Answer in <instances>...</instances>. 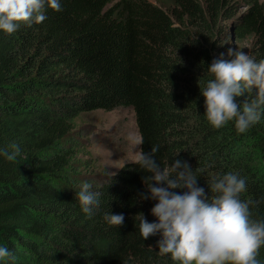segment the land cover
Masks as SVG:
<instances>
[{"label": "trees", "instance_id": "obj_1", "mask_svg": "<svg viewBox=\"0 0 264 264\" xmlns=\"http://www.w3.org/2000/svg\"><path fill=\"white\" fill-rule=\"evenodd\" d=\"M171 1L164 11L143 0H60V12L45 3L40 24L0 30V149H21L15 161L0 155V246L11 253L0 264H180L159 252L160 234L141 235L138 214L155 222L157 201L138 200L149 173L136 161L115 176L79 179L72 169L73 122L97 110L131 109L139 147H158L162 169L187 161L210 197L215 177L245 178L240 198L260 201L250 219L264 221V106L260 121L239 133L234 120L212 126L201 95L211 61L234 58L230 47L246 45L264 60V4ZM83 182L100 193L91 218L77 198ZM110 212L122 213L125 226H110ZM256 258L264 264V245Z\"/></svg>", "mask_w": 264, "mask_h": 264}, {"label": "clouds", "instance_id": "obj_2", "mask_svg": "<svg viewBox=\"0 0 264 264\" xmlns=\"http://www.w3.org/2000/svg\"><path fill=\"white\" fill-rule=\"evenodd\" d=\"M45 3L56 12L63 10L60 0H0V30L12 34L22 23L29 27L42 23L47 19ZM227 55L234 58L226 60L221 53L208 66L213 79L201 94L205 115L215 128L234 120L238 132L245 133L261 119L264 60L256 62L245 51L231 47ZM249 92H255L251 100L247 98L238 104L234 99ZM136 144L135 163L149 173L142 177L147 187L138 200L157 201L151 209L155 222L150 223L143 213L138 214L144 240L160 234L159 252L171 254L180 264H260L256 257L264 245V221L250 219V207L260 201L245 202L240 198L246 190L245 178L231 172L215 177L210 188L216 195L210 197L209 187L206 192L198 185L199 170L187 161L176 158L168 169H162L154 159L158 147L146 153L139 147L140 141ZM20 152L16 142L0 149V155L8 161H15ZM91 189L92 184L83 182L77 193L81 210L88 218L100 204V193ZM104 219L110 226H125L122 213H106ZM10 256L9 249L0 246V259Z\"/></svg>", "mask_w": 264, "mask_h": 264}, {"label": "rangeland", "instance_id": "obj_3", "mask_svg": "<svg viewBox=\"0 0 264 264\" xmlns=\"http://www.w3.org/2000/svg\"><path fill=\"white\" fill-rule=\"evenodd\" d=\"M143 1L164 11L172 3L171 0ZM259 2L264 4V0ZM241 47L247 50L246 45ZM73 123L77 150L72 169L78 172L79 179H88L100 173L112 175L124 163L136 161V141L139 138L131 109L81 113Z\"/></svg>", "mask_w": 264, "mask_h": 264}]
</instances>
